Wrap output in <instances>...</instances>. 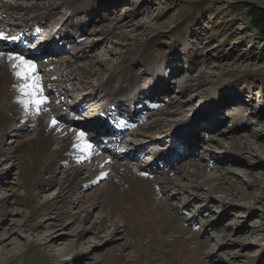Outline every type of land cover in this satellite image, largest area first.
<instances>
[{"label":"rangeland","instance_id":"obj_1","mask_svg":"<svg viewBox=\"0 0 264 264\" xmlns=\"http://www.w3.org/2000/svg\"><path fill=\"white\" fill-rule=\"evenodd\" d=\"M1 1L0 5L18 8L11 19L20 22L19 26L24 24L23 19L46 12L51 20L44 23L45 29L39 28L37 35L61 33L63 27L59 24L73 9L71 0ZM85 1L74 16L64 20V23L68 22V28L77 23L80 35L67 44L63 52L31 60L56 63V67L67 59L75 63L67 69L66 77L71 78L67 83L69 89H61L64 95L58 104L69 100V95L72 100L81 98L85 105L75 113L81 121L85 118L83 114L96 107L97 103L93 101L99 99L98 94L85 93H96L90 88L106 78L107 70L119 63L131 69L141 88L136 93L139 101L161 104L169 108L170 113L156 125L152 135L138 136L135 131L139 124L156 117L153 114L155 107L141 106L134 111L135 102L126 99L132 106L125 103L122 108L135 119L125 127L124 140L131 143L132 137L143 147L138 154L131 153L137 154L136 157H131L125 154L128 145L123 141L125 148L120 144L117 149L118 153L123 150L129 158L123 161L150 168L152 174L160 175L164 169L173 166L170 164L173 158L178 160L188 153V156L185 154L187 157L175 162L176 168H181L180 165L191 158H199L210 164V173L224 174L223 187H231L238 196L233 197L228 191L214 192L207 183L186 181L183 176L180 180L174 177L177 185L165 186L163 195L177 207L178 216L187 222L189 232L200 233L199 240L206 243L200 263L196 264H264V34L254 27L251 16L260 13L264 20V0ZM35 4L47 7L36 9ZM3 9L5 6L0 13ZM3 19L2 24L6 17ZM123 24L125 26L118 29ZM67 26L64 25V29ZM114 26L118 27L115 29ZM69 30L70 35L75 36V30ZM63 33L69 38V33ZM72 44L78 45L77 48H71ZM27 46L31 47V44ZM26 47L22 52H27ZM158 67L160 70L164 67L163 75L161 71L154 74ZM99 68L103 72L101 75L95 73ZM40 75L43 77L44 73ZM120 82L119 78L112 79L110 90L116 89ZM150 85L154 86L153 90H142ZM115 101H119V97ZM201 114L204 117L198 119ZM141 119L143 121L138 123ZM183 121L188 125L181 132L187 138L180 142L184 140L189 144L195 137L194 143L199 147L194 149L182 143V150L178 148L177 152V148L164 146L165 132L171 130L170 124L180 125ZM175 129L172 128L174 132ZM31 131H24L21 137L10 134L4 141L9 144L13 140L27 139L32 136ZM230 135H235L234 139ZM136 141L133 143L138 145ZM154 144L158 145V153L162 149L164 158L149 155ZM93 145L99 148V144ZM54 147L55 143L50 146ZM99 150L105 148L102 146ZM108 150L111 153V149ZM166 153L169 156H165ZM20 157V153L16 154L12 161L0 164V169L8 172L0 174V264L4 254L10 253L19 255L17 264H141L135 260L136 243L133 242L137 236L141 237L144 249L151 253L149 264L180 263L168 234L163 235L166 241L162 243L164 253L156 249L155 241L147 240L148 231L141 226L129 224L128 230L115 233L107 218L106 207L100 200H95L97 190L105 180H98L91 186L80 184V192L68 195L59 192L57 181L62 174L58 172L56 181L34 192L37 203L56 201L60 205L71 199L73 203L67 213L62 216L55 208H50L30 214L27 205L21 201L25 190L17 184L24 160ZM166 158L172 160L167 162ZM159 159L163 163L157 165ZM86 171L83 168L81 175H87ZM181 171L182 168L175 172L177 178ZM179 185L185 189L179 190ZM121 253L122 260L118 262ZM141 261L146 264V258Z\"/></svg>","mask_w":264,"mask_h":264},{"label":"bare ground","instance_id":"obj_2","mask_svg":"<svg viewBox=\"0 0 264 264\" xmlns=\"http://www.w3.org/2000/svg\"><path fill=\"white\" fill-rule=\"evenodd\" d=\"M0 2L2 1L0 0ZM71 3L73 6L71 14L69 13L64 20L69 16H74V14L79 11V8L86 4V1L71 0ZM4 6L5 9L0 13V21H2V18L5 19V17L6 21L3 24L0 23V36L12 37L13 39L19 38L31 42L33 41V38L30 40L25 34H27V32H35L39 28L45 29L43 26L44 23L51 20L45 12L33 15V17L30 16L31 18L29 17L28 19H23L22 22L25 24L19 26L20 22L11 19L14 10L18 8H15L12 5L6 6V4H3L0 5V10ZM44 6L46 5L43 4L41 6L35 4L36 9L44 8ZM46 17H48L47 20ZM57 20H54L53 22ZM64 20L59 24V26L63 27V31H60L61 33H53V35L51 33L35 47V51H29L28 55L33 56L34 53H37L42 56L47 51L55 52L52 51V49H49L51 45H54L56 48H61L65 43L70 44L73 39H76V37L80 35L77 31V23L75 27L73 24H70V27L68 28L67 25L69 24L68 22L64 23ZM26 24L28 25L26 26ZM64 25L67 26L65 29ZM124 26L125 25L123 24L120 27L114 26L113 28L116 29L118 27L119 29ZM69 29L75 30L76 33L74 37L68 32L70 31ZM106 30L110 29L107 28ZM11 31H14V35ZM63 32L69 33V38L64 35ZM77 46L72 44L71 48H77ZM19 50L20 47L18 45L7 46L0 41V164L3 161H12L15 159L16 154L19 153L21 155L20 159H24L23 168H20L18 172L17 184L21 185L25 190V194L22 195L21 201L27 205L30 214L36 212L42 213L50 208H55L60 215L65 216L68 207L73 203L71 199L68 201L65 200L64 203L60 205H57L56 201L37 203L36 194L34 192V190L36 191V189H39L54 180L56 181L55 177L58 172L62 174L61 179L57 181L59 192H65L68 193V195L74 192H80V184L91 186L93 183L98 182V180H105L104 184L99 189L97 188L98 190L95 200H100L104 207H106L107 218L112 222L115 233L117 232L120 234L123 233V231L128 230L129 224L141 226L144 228L145 232L148 231L147 240H149V242L155 241L157 243L156 249H159L164 253H166V251L162 250V243H166V241L163 235L168 234L171 237V245L175 247L174 251L178 253L179 264H196L198 261L200 263V256L205 252L204 245L206 243L203 240H199L200 233L189 232L190 228L187 222H184L181 217L178 216L177 207H173L172 204L167 201L166 196L163 195L164 187L177 185L175 184L174 177L180 180L183 176L186 177V181L200 183L201 180L203 183H207L210 185V189L214 192L228 191L233 197L238 196L235 191L230 189L231 187H223V181L225 180L224 174L218 172L212 174L209 172L212 168L210 164L203 162L199 158H191L188 162H184L180 165L182 171L177 178L175 172L181 168H176V163L184 156H188V153H184L181 158L178 157V160L173 158V161H171V158H166L167 162L171 161V163H169L173 164V166L168 170L164 169V171L161 172L162 174L157 175V173L152 174V170H149L150 168H145L129 162L125 163L124 161L129 158L124 154H121L120 156L118 153V156H113L111 153L100 151L93 145V140L97 138V135L94 134L98 133H94V131L92 132V129H90L91 126L97 128L100 126L103 127L106 124L105 122H107L113 127L111 123L117 121L122 129L118 126V139L111 140L110 143L114 142L113 144L120 143L122 145L123 141H130L124 140L126 133L124 135L122 133L125 131V127H128L130 120L135 119L134 115L132 116V114L127 112L128 110L122 108L125 103L132 106V103L127 102L126 99L130 98L131 101L135 102V104H133L134 111H137L141 106L149 107L150 105L142 103V100L139 101L140 97H136V93L138 94L141 88L137 86L135 79L136 76L131 69L127 66H123L122 63H119V65H112L107 70L106 78L100 79L96 86L90 88L92 91H96V93H85V95L98 94L99 99L97 102L99 100L100 102L97 109H95L96 112L94 110L88 119L84 120V123L77 124L76 122L62 119L61 115L68 110H75V108L80 105V101L79 103L75 101L74 103L70 102L69 104H58V101L62 95H64L60 90L63 88L66 90L69 89V84L67 83L71 78L66 77V72L72 68L75 63L71 59L62 61L61 65H58L57 67L55 66L56 63L51 64L45 61V63L42 62L43 64L36 63V61H31V57L23 56ZM10 56L12 59H9ZM17 57H23L24 59L31 61L34 65V71L31 72L30 80L21 79L16 75L18 71H21L20 67H13L14 64H20V61L16 59ZM50 57H53V54ZM51 61L53 63L55 62L54 60ZM89 68L92 72V67L90 66ZM157 69L159 70H156L154 74L156 75L161 71V74L163 75L164 67L163 70H160V67ZM93 71H95V69H93ZM41 72L44 73L43 77L40 75ZM95 73L101 75L103 72L99 68ZM161 74H159V76H161ZM152 75L151 72V76ZM114 78H119L122 82H120L116 89L110 90V83ZM32 84L35 86L25 88V85ZM49 86L53 87V89L49 90L47 88ZM153 88L154 86L150 85L148 88L142 90H153ZM118 97L119 101H115ZM40 107L44 109L40 110ZM150 107H155L153 114H155L156 117L149 122L142 123L141 121H143V119L138 121V123L141 122L135 131L138 136L148 137L152 135L157 127L156 125L161 123V121L170 113V109L166 106L162 107L161 104L152 103ZM202 115L203 114H201L198 119L204 117ZM101 119H104V121L101 122ZM185 123L183 121L180 125H178V123L170 124L169 128L171 130L172 128H176V132H174V130L165 132L166 138L164 139V146H168V148L175 150L177 148V152L181 149L180 144L183 143L184 146H186L187 142H184V140L183 142H180L181 139L187 138V135H183L181 132L188 125ZM31 127L33 128L32 131L30 130ZM28 130L33 132V137L29 136L27 139L19 140L18 142L13 140V144H6V141H4L5 136L11 134L14 137H21L24 135V131ZM117 132L114 134H117ZM234 136L230 135V138H233ZM159 137H161V135ZM159 137L157 138L159 139ZM130 139L136 141L132 137ZM133 140L131 143L126 142L128 146H126L127 150L125 149L124 152L131 157H136L143 146L140 145L139 140L136 141L138 142V145L134 144L135 142L133 143ZM195 140L196 138L194 137L193 142H190L187 146L189 145L192 146V148L197 149L198 144L195 145ZM240 142L246 143L243 140H240ZM53 143L56 144V147L52 149L50 146ZM151 149L149 155L152 154L164 158L162 149L158 153V145L154 144ZM226 151L229 152L230 150L227 149ZM131 153L137 154L132 155ZM166 155L168 154L166 153L165 156ZM159 160L160 163H156L157 165L163 163L161 159ZM86 162H89L90 165H87L89 163L86 164ZM164 162H166V160ZM83 168H86L88 171L87 175L86 173H84L85 175L83 176L81 175ZM6 173L8 172L0 169V174L4 175ZM45 176L47 177L46 179L44 178ZM184 186L186 187L187 184H184ZM188 187L192 188V186ZM178 189L183 190L185 188H182V186L179 185ZM94 227L95 226L93 225L92 229ZM4 234L8 233L5 232ZM135 238L136 239L133 242L134 244L136 243L135 260L142 264L141 260L146 258L145 263L149 264L151 253L144 249V244L140 236ZM0 241H2L1 238ZM121 255L122 253L118 257V262L122 260ZM0 256H2V253ZM18 258V254H4L1 259V264H17L19 262Z\"/></svg>","mask_w":264,"mask_h":264},{"label":"snow or ice","instance_id":"obj_3","mask_svg":"<svg viewBox=\"0 0 264 264\" xmlns=\"http://www.w3.org/2000/svg\"><path fill=\"white\" fill-rule=\"evenodd\" d=\"M9 59H12V57L10 56ZM16 59H18L20 61L19 65H13V67H20L21 71H18L16 73V75L21 78V79H31V72L34 71V65L32 64L31 61L24 59L23 57H17ZM35 86L34 84L32 85H25V88L28 87H33ZM82 135V134H81Z\"/></svg>","mask_w":264,"mask_h":264},{"label":"trees","instance_id":"obj_4","mask_svg":"<svg viewBox=\"0 0 264 264\" xmlns=\"http://www.w3.org/2000/svg\"><path fill=\"white\" fill-rule=\"evenodd\" d=\"M252 16V24H254V27L258 29L259 32L264 34V20H262L263 15H251Z\"/></svg>","mask_w":264,"mask_h":264}]
</instances>
